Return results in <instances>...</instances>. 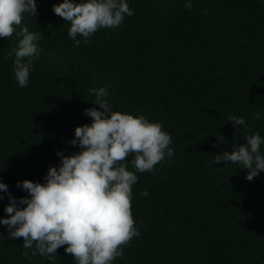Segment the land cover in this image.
Wrapping results in <instances>:
<instances>
[{
	"label": "trees",
	"instance_id": "16d2710c",
	"mask_svg": "<svg viewBox=\"0 0 264 264\" xmlns=\"http://www.w3.org/2000/svg\"><path fill=\"white\" fill-rule=\"evenodd\" d=\"M62 2L36 0L37 15L24 14L0 39V182L25 197L17 182L43 183L57 151L78 152L69 142L92 122L85 109L103 111L89 89L103 87L114 111L160 123L174 150L151 173H136L140 236L112 264H264V172L249 182L246 170L215 163L264 136V0H192L191 10L185 0H127L133 16L86 43L78 36L79 47L52 11ZM24 27L44 38L21 88L13 61ZM234 119L247 127L237 131ZM8 203L0 200V218ZM0 236V264H76L64 247L50 262L6 226Z\"/></svg>",
	"mask_w": 264,
	"mask_h": 264
},
{
	"label": "clouds",
	"instance_id": "9594fccd",
	"mask_svg": "<svg viewBox=\"0 0 264 264\" xmlns=\"http://www.w3.org/2000/svg\"><path fill=\"white\" fill-rule=\"evenodd\" d=\"M184 7L191 10L192 0H185ZM37 8L36 0H0V39L11 37L23 15L36 16ZM52 11L70 23L68 36L74 47L82 42L78 36L86 43L97 31L119 27L126 16L134 15L127 0H63L53 5ZM20 35L22 39L14 49L13 75L17 85L24 88L29 85L32 58L39 57L37 42L44 37L27 27ZM89 92L96 96L93 104L103 111L85 109L84 115L92 122L76 127L69 142L79 151L70 156L57 151L59 165L49 167L43 183L17 182L16 187L27 193L25 197L17 199L8 185L0 182V200L7 196L9 201L4 207L7 218H0V225L6 226L9 238H23L24 249L35 246L33 255L50 262L61 247L76 264H112L122 258L124 247L140 236L132 215L136 173H151L166 156L174 155L171 136L160 123H152L143 115L114 111L106 99V88ZM229 124L237 131L247 127L244 120L234 119ZM246 141V146L233 155L215 157V163L246 170V180L252 182L264 172V136L257 132ZM129 155L134 156L131 164L135 171L127 170ZM148 195L147 191L141 193Z\"/></svg>",
	"mask_w": 264,
	"mask_h": 264
}]
</instances>
